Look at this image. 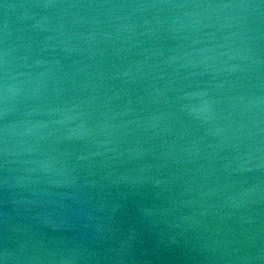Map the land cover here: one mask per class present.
Here are the masks:
<instances>
[{
    "label": "water",
    "instance_id": "water-1",
    "mask_svg": "<svg viewBox=\"0 0 264 264\" xmlns=\"http://www.w3.org/2000/svg\"><path fill=\"white\" fill-rule=\"evenodd\" d=\"M173 2L184 0H82L28 124L68 107L69 118L113 127L96 143L59 140L65 130L51 123L26 127L0 186V249L14 238L47 254L73 241L94 254L87 264H264V30L242 39L223 19L189 18L172 25L187 39H172L169 24H156L167 9L137 7ZM187 60L202 63L180 67ZM194 90L207 96L179 99ZM237 157H251L247 170H234ZM46 162L51 179H69L73 166L95 184H5L37 179L29 170ZM109 173L127 184L112 185ZM41 189L51 193L45 210L76 227L7 232L5 214L29 215L14 201Z\"/></svg>",
    "mask_w": 264,
    "mask_h": 264
},
{
    "label": "clouds",
    "instance_id": "clouds-1",
    "mask_svg": "<svg viewBox=\"0 0 264 264\" xmlns=\"http://www.w3.org/2000/svg\"><path fill=\"white\" fill-rule=\"evenodd\" d=\"M40 7L45 9L55 8L56 5L52 4H42ZM141 10H149L156 8L160 11L168 10V15L164 19L157 18L156 24L163 25L165 23L169 24V28L166 31L173 33L172 39H187V37H180L177 35L179 28L172 27V25L184 26L183 22L189 18L204 19L208 21L219 22L223 19L224 23L221 26L228 28H233L236 31L232 33L235 36H241L242 39H247L248 37L243 36L244 33H260L264 30V0H260L259 3L248 2V0H226V2H190V0H184V2H173L165 3L162 5L158 4H143L137 6ZM212 23L205 24L204 27H212ZM143 35V33H142ZM48 39H51L49 37ZM15 47L10 44L7 38L3 42V47L0 48V104H2L3 114L7 115L9 112L15 110L18 102L25 99L31 98L35 95L33 92H26L24 85L26 83H31L32 79H39L43 74L39 76H33L27 71H18L19 67L32 68L34 65H43L46 63L44 60H36L33 64H23L17 65L13 59V53ZM203 51H210V49H204ZM193 53L185 52L181 57H173L172 59H184L185 57L192 56ZM23 59H27L26 57ZM197 63H202V61H192L187 60L185 63L181 64L180 67L187 68L189 66H196ZM209 69L206 66L205 72ZM232 69H229L231 71ZM195 75V74H193ZM20 77H30L29 80L25 81L20 79ZM207 96V92L204 91H187L184 95L179 97V99H189V98H203ZM209 108H211V102L203 100ZM51 112L57 114V119L47 122L40 121L34 124H28L27 131L32 132L35 128H46L48 124L51 123L59 128H63L65 131L61 133L58 137L59 140L64 141H84L91 138L95 143V136L101 133H107L109 128L113 125L105 123L102 126H93L89 124L87 119L83 118V114L77 112L76 115L69 118L66 114L73 111L72 108L65 107L63 109L53 108L50 109ZM16 125H6L4 129L3 136V147L0 149L5 157H9L11 149L9 147L8 133L10 128H14ZM51 135V133H49ZM43 139V137L41 138ZM111 140L100 141L99 143L108 144ZM26 151H31V148L25 149ZM111 151V149H109ZM92 155H103L101 152L92 153ZM86 156H80L77 159L84 160L87 159ZM50 159V158H49ZM251 163V157L245 159L243 157H237L235 171H245L246 165ZM261 165H264V160H261ZM260 166V165H258ZM32 173H40L41 176L37 179H31L30 177L23 178H12L9 184L8 180H5V184L11 187L23 188L27 185H35L43 180L44 183L53 185L56 188L63 189H76L78 187L87 186L89 184H95V181H89L83 179L80 176V172L73 166L66 168V173L70 174L69 179L63 181L57 179H51L53 173V168L49 163H44L39 169L33 168L29 170ZM108 178L112 185H119L120 183H125L124 181L127 177L121 173H109ZM47 189H41L40 191H32V198H24L19 201H14V203L24 205L25 210L29 212V215L23 217L25 222H21L17 217L20 213L17 212L16 216H10L5 214L4 226L9 233H30L35 229L40 227L51 228L53 230H61L64 228H75L74 223H69L67 217L60 216L57 217L54 213L46 211L43 207L44 201L41 198L42 195H50ZM39 209L38 211H34ZM34 211V214L31 212ZM65 247L59 252H47L43 254L40 247L36 245H30L28 241H22L17 243L13 238L11 240L6 239L5 246L0 249V264H87L93 253H88L87 250L82 249L80 246H72L73 241H65ZM11 245V246H9Z\"/></svg>",
    "mask_w": 264,
    "mask_h": 264
}]
</instances>
